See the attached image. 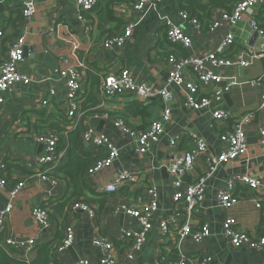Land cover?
<instances>
[{
    "label": "crops",
    "instance_id": "obj_1",
    "mask_svg": "<svg viewBox=\"0 0 264 264\" xmlns=\"http://www.w3.org/2000/svg\"><path fill=\"white\" fill-rule=\"evenodd\" d=\"M96 1L93 11L82 13L77 12L71 0H34L36 14L25 21L20 14L22 0H0V63L10 44L19 35L24 36L26 55L17 71L30 79L28 85L19 84L6 92L0 103V167H4L7 181L6 189H0V210L9 202L7 190L24 182L13 203L14 208L0 230V246L11 258L32 264L38 258L36 247L58 237L57 247L65 237V229L71 228L72 247L61 254L54 252L50 264H77L82 258L100 264L102 252L93 245L94 239L99 237L113 243L117 264H160L162 257L167 261L177 259L176 231L182 217L173 218L169 165L194 147L192 135L202 137L208 151L196 158L185 179L187 184L194 183L206 172L207 158L222 150L219 137L230 127L232 120L252 113L254 120L245 128L247 152L240 159L218 168L207 183L200 215L192 219L194 225L207 224L208 237L199 244L186 240L179 250L188 257L190 264H196L203 256L211 258L208 264H260L264 259V247L258 250L233 248L222 232V223L233 218L238 230L263 234L264 200L257 208L256 193L237 186L238 204L225 210L218 201V195L231 175H248L264 181V142L260 134V130L264 131V87L251 84L260 77L264 60L255 56L256 35L250 30L248 19L231 28L221 20L222 14L228 12L227 8L212 6L211 0H162L156 7L141 11L132 9V0ZM190 1L205 10L198 9L193 15ZM231 6L232 3L228 4V9ZM257 9L258 22L264 29V4ZM182 12L188 13L189 19L197 18L200 25L220 21L221 26L212 32L203 28L198 30L190 20L180 18ZM165 19L182 27L191 39L196 55L214 52L225 36L232 33L235 41L232 54L239 53L249 65L242 68L235 59L230 65L219 67L218 74L232 79L237 85L224 96L222 103H212L201 111L188 107L182 90L173 86L171 119L165 124L160 141L152 145L148 153L140 155L133 151L129 138L116 129L113 122L123 118L130 128L143 130L160 118L161 101H139L146 106L145 115H140L131 107L135 100L132 96L104 99L99 86L107 73L127 69L136 83L154 89L163 87L167 78L165 55L180 48L167 43L162 25ZM127 24L132 25V33L123 46L116 51L104 49L102 41L123 30ZM49 53L56 59L55 70L43 62V57ZM64 61L75 66L82 75L79 112L71 120L67 118L66 83L55 72L67 67ZM42 101L46 104L42 105ZM219 108L228 111L232 120L214 123L212 112ZM86 129L108 136L119 149V157L112 167L99 174L92 177L77 175L74 185L64 171L69 163V149L74 145L72 140L78 134L80 141L82 131ZM50 131L59 136L57 159L52 166L42 167L38 161L45 151L35 137ZM173 138L176 139L174 148L170 146ZM93 151L95 154L92 146L81 141L73 148V155L80 158L84 152L92 156ZM121 171L132 172L135 182L120 187L117 193H107L106 187ZM40 174L55 181L42 180ZM149 187L156 189L153 229L141 251L133 260H128L125 257L127 244L120 238V231H137L139 226L118 206L133 202L137 196L147 197ZM78 201L88 202L94 216L72 211V205ZM35 207H45L48 211L50 228L45 233L39 231L32 217ZM168 220L173 223L162 235L158 225ZM8 239H12L14 245H7ZM29 240H34L35 246L29 248Z\"/></svg>",
    "mask_w": 264,
    "mask_h": 264
},
{
    "label": "built area",
    "instance_id": "obj_2",
    "mask_svg": "<svg viewBox=\"0 0 264 264\" xmlns=\"http://www.w3.org/2000/svg\"><path fill=\"white\" fill-rule=\"evenodd\" d=\"M77 12H91L97 5L96 0H71ZM162 0H132V9L141 11L148 7H156ZM264 0H236L228 12H224L221 20L228 23L231 28L237 26L245 18L249 21L250 30L256 35L255 56L264 60V29L258 22V6L263 5ZM20 14L25 21L31 20L36 14L34 0H22ZM180 18L190 20L199 30L202 28L207 32H212L221 26L220 21L200 25L196 19H189L186 12L180 13ZM164 34L167 43L171 46L180 47L186 52L185 56L176 53L165 55L167 78L161 89H154L144 83H136L127 69H120L117 72L107 73L99 86V93L104 99L130 95L134 99L142 102L150 100H160L162 103V113L157 121L149 124L145 129L130 128L123 118H118L113 122L116 129L127 136L132 145V149L137 154H146L151 150L152 145L158 143L164 133V126L171 119L170 104L173 100L171 88L177 87L182 90L187 100V105L192 110L201 111L208 108L212 103H222L224 96L237 85L235 81L218 74L219 67L230 65L235 59L242 68L248 67L249 62L243 59L240 54L232 55L234 45V35L229 33L221 41L217 50L212 53L196 55L192 51V43L180 25H174L168 19L163 22ZM132 25L127 24L120 32H115L106 37L101 45L106 50H119L123 44L130 38ZM2 32L0 31V36ZM25 38L19 35L7 49L5 58L0 63V103L4 100L6 92L12 90L16 85H28L30 79L27 75L18 73L17 67L24 62ZM66 68L56 70L55 72L65 80L67 92L66 100L68 105L67 118L74 119L79 112V93L82 88V75L79 70L64 61ZM254 87H264V63L260 77L252 81ZM53 94V92H51ZM46 101H42L45 105ZM264 106V101L262 103ZM214 123L226 122L232 120V115L223 109H217L212 112ZM254 120L252 113H245L232 120L230 127L220 135L222 150L218 155L209 156L206 160V172L200 176L194 183H185L186 176L194 166V161L200 155L207 153V142L197 135H192L194 147L184 152L181 157L174 159L168 167V172L172 176V211L174 219L176 216L182 217L179 228L176 231V250L178 258L167 261L161 258L160 264H190V261L184 253L179 250L180 245L190 240L195 244L202 243L209 235L207 224L194 225L192 219L200 215L201 207L205 199L207 183L214 173L222 165L236 161L247 152V136L245 128ZM264 142V131L260 130ZM37 143L44 147L43 156L38 163L42 167H50L57 159V148L59 136L56 132L50 131L46 134L36 136ZM81 140L83 143L92 146L98 153L92 164L86 171V176L92 177L104 170L112 167L113 163L119 157V149L112 140L93 129L82 131ZM176 139L170 140V146L174 148ZM100 153V154H99ZM4 167H0V189L5 190L7 181L3 172ZM46 169V168H45ZM44 169V170H45ZM42 180L55 181L53 178L45 177L40 174ZM135 182V178L130 171H121L115 177L113 183L105 189L107 193H117L123 186H130ZM237 186L245 187L250 192H255L258 201L256 207H260V202L264 200V181L250 177L248 175L234 174L227 178L225 189L218 195V201L222 209H230L239 203L240 197L235 194ZM24 187V182L17 183L13 188L7 190L9 202L0 210V230L14 208V201L19 191ZM147 197L137 196L134 201L127 204L122 203L118 206L127 216L135 219L139 229L137 231L121 230L120 238L127 244L125 257L133 260L136 254L141 251L147 240L148 234L153 229L152 217L157 210L155 200L156 189L149 187ZM72 211H79L94 216L92 207L83 201L75 202L72 205ZM32 217L35 220L41 233H45L50 228V217L46 208L35 207L32 209ZM172 220L160 222L158 229L162 235L169 231ZM222 232L233 248L245 247L251 250H258L264 247V233L253 235L251 233L237 229V222L233 218H227L222 223ZM74 235L71 228L65 229V237L55 248L56 254H61L72 247ZM30 246H35L34 240H29ZM7 245H14L12 239L6 241ZM94 247L98 248L103 257L100 264H117L113 256L114 246L111 241L104 238H96L93 241ZM30 250V249H28ZM211 258L203 256L196 264H208ZM77 264H92L89 259L82 258ZM264 264V259L260 262Z\"/></svg>",
    "mask_w": 264,
    "mask_h": 264
},
{
    "label": "trees",
    "instance_id": "obj_3",
    "mask_svg": "<svg viewBox=\"0 0 264 264\" xmlns=\"http://www.w3.org/2000/svg\"><path fill=\"white\" fill-rule=\"evenodd\" d=\"M235 1L236 0H217L214 2V0H211V3H212V6L222 5V8H225V9L227 8V10L230 11L233 4L235 3ZM190 3H192L191 9H192L193 15L197 12L198 9H201L203 11L205 10L204 8L200 7L195 1H190ZM230 3H232V6H231V8L228 9L227 5ZM192 19L197 20V18H192ZM178 49H179V51L176 50L177 52L171 51L168 53H179L182 56L186 55L185 51L181 50L180 48H178ZM168 53H166V55ZM229 55L232 56L233 54H229ZM131 107H132V109H136L140 113V115H145L146 106L143 103H140L138 100L135 99L132 102ZM76 135H77L76 138L73 139L71 142L75 146H77L78 144L80 145L81 141H82L81 139L79 141L78 134H76ZM71 143H70V145H71ZM74 145H71L72 148L69 149V163L65 167L64 173H66L67 176H70L73 184L75 185L77 182V178H78L77 175H79L81 177V176H84V174H86L88 167L92 164V162L94 161V158L96 157V155H98V153L94 154V151H93L91 153L92 154V156H91L89 154H84V152H82L83 155L80 158H78V157H75L73 155V148H75ZM81 151H82V149H81ZM41 208H45V207H41ZM57 238L58 237H56L55 241H50L48 243H45L43 245L36 247L37 252H38V258L32 264H50V258H51V256L52 257L54 256V252H55V248H56L55 243H56ZM0 264H27V263L24 261H20V260L17 261L15 259L11 258L0 246Z\"/></svg>",
    "mask_w": 264,
    "mask_h": 264
},
{
    "label": "water",
    "instance_id": "obj_4",
    "mask_svg": "<svg viewBox=\"0 0 264 264\" xmlns=\"http://www.w3.org/2000/svg\"><path fill=\"white\" fill-rule=\"evenodd\" d=\"M26 48V47H25ZM24 48V54L26 55V49ZM43 62L48 64L52 70H55L57 67L56 59H52L51 54H46L43 57ZM72 253V250H69Z\"/></svg>",
    "mask_w": 264,
    "mask_h": 264
}]
</instances>
